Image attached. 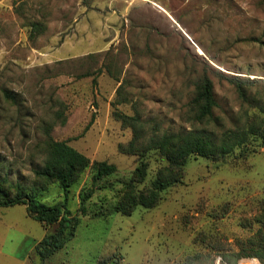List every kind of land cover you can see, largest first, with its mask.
<instances>
[{
	"label": "rangeland",
	"instance_id": "rangeland-1",
	"mask_svg": "<svg viewBox=\"0 0 264 264\" xmlns=\"http://www.w3.org/2000/svg\"><path fill=\"white\" fill-rule=\"evenodd\" d=\"M201 74L219 104L217 132L242 124L245 111L264 116V0H0V173L80 218L74 237L41 262L34 248L26 253L27 240L18 257L4 254V234L14 228L39 241L56 224L29 217L23 204L0 206V264H232L224 256L261 226L260 137L223 158L191 156L151 206L125 194L149 196L171 169L151 150L135 181L140 158L118 150L132 132L114 108L138 111L149 132L189 129L187 103ZM235 75L252 80L246 100L228 81ZM49 137L116 170L94 180L88 167L65 196L33 173Z\"/></svg>",
	"mask_w": 264,
	"mask_h": 264
},
{
	"label": "trees",
	"instance_id": "trees-1",
	"mask_svg": "<svg viewBox=\"0 0 264 264\" xmlns=\"http://www.w3.org/2000/svg\"><path fill=\"white\" fill-rule=\"evenodd\" d=\"M33 29H38V24H34ZM228 81L234 86L238 96L246 100L252 80L241 79L235 75L229 77ZM121 101L124 99L114 101L112 104L115 106ZM218 106L212 80L206 74H201L194 83L193 95L187 103L186 111L191 121L189 129L149 132L147 130L148 121L143 120L138 111L129 115L114 108L113 116L121 122L123 127H130L132 132L127 143L118 144V150L127 154H137L140 158L133 170L135 181L144 179L148 163L143 157L151 150L157 151L160 156L164 157L168 168L171 169V172L159 174L154 179L149 196L140 193L135 198L130 194V189H127L125 194L132 200V205L137 203L144 206L153 205L157 196L155 192L173 183L176 180L174 172L184 167L191 156L223 158L235 148L244 145L250 137H260L264 142V116L258 112L250 114L245 111L242 124H236L217 132L214 127L219 124V117L216 115ZM91 122L92 119L85 129ZM44 148L45 156L42 165L34 168L33 173L43 183H56L64 191L65 196L70 185L88 167L94 170L92 175L94 180L116 170V165L113 163L104 160H90L84 153L71 146L67 140L49 137L45 141ZM37 192L38 189L35 187L28 189L20 181L11 180L0 173V206L23 204L29 217L44 226L56 224L55 230L44 235L34 246L35 252L43 262L74 237L80 218L78 215L70 214L65 205H49L43 202L38 198ZM88 196L87 193L81 198L80 210L82 211H84L82 205ZM124 211L130 213L131 208ZM259 221L261 226L258 229V235L247 240L248 246H241L238 251H231L229 255H225V260L235 264L240 256H255L264 264V208ZM105 261L103 260L101 264Z\"/></svg>",
	"mask_w": 264,
	"mask_h": 264
},
{
	"label": "crops",
	"instance_id": "crops-1",
	"mask_svg": "<svg viewBox=\"0 0 264 264\" xmlns=\"http://www.w3.org/2000/svg\"><path fill=\"white\" fill-rule=\"evenodd\" d=\"M5 240L2 243V252L6 255L12 257H18V244L27 240L28 250L26 253H29L33 250L35 244L38 242L37 240L28 238V235H25L24 232L18 231L14 228H9L7 232H5ZM15 243V244H14Z\"/></svg>",
	"mask_w": 264,
	"mask_h": 264
},
{
	"label": "built area",
	"instance_id": "built-area-1",
	"mask_svg": "<svg viewBox=\"0 0 264 264\" xmlns=\"http://www.w3.org/2000/svg\"><path fill=\"white\" fill-rule=\"evenodd\" d=\"M219 259H217V264H219ZM243 261L245 262L244 264H261V262L256 257H248L243 259Z\"/></svg>",
	"mask_w": 264,
	"mask_h": 264
},
{
	"label": "bare ground",
	"instance_id": "bare-ground-1",
	"mask_svg": "<svg viewBox=\"0 0 264 264\" xmlns=\"http://www.w3.org/2000/svg\"><path fill=\"white\" fill-rule=\"evenodd\" d=\"M200 50V49H199ZM201 51V50H200Z\"/></svg>",
	"mask_w": 264,
	"mask_h": 264
}]
</instances>
